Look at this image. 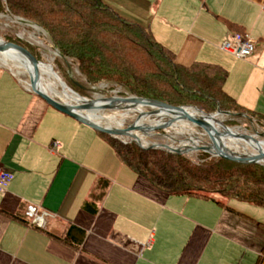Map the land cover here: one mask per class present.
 I'll return each mask as SVG.
<instances>
[{"label": "crops", "instance_id": "0c3cea01", "mask_svg": "<svg viewBox=\"0 0 264 264\" xmlns=\"http://www.w3.org/2000/svg\"><path fill=\"white\" fill-rule=\"evenodd\" d=\"M109 5L133 13L117 12L148 29L179 65L225 69V92L245 111L264 116V0ZM234 34L256 42L252 56L222 50ZM0 166L11 176L0 193V264H247L264 249L258 232L264 227L242 212V202L218 199L219 205L154 190L99 133L48 106L2 67ZM99 180L108 188L92 214L84 204ZM28 206L48 215L44 229L12 217H26ZM70 226L82 233L78 249L57 239ZM255 233L260 243L250 238Z\"/></svg>", "mask_w": 264, "mask_h": 264}, {"label": "trees", "instance_id": "16d2710c", "mask_svg": "<svg viewBox=\"0 0 264 264\" xmlns=\"http://www.w3.org/2000/svg\"><path fill=\"white\" fill-rule=\"evenodd\" d=\"M0 14L41 28L58 56L69 60L85 79L81 89L65 72L63 79L82 97L88 92L118 91L156 100L176 107L195 106L206 114L221 110L246 114L264 126V116L245 111L224 90L228 73L222 67L196 62L184 67L175 55L159 44L151 32L114 11L102 0H0ZM40 59L35 48L18 39H7ZM104 85L101 91L98 86ZM120 162L140 180L167 196L212 200H237L264 208V167L241 165L199 152L196 160L188 155L163 150H144L100 134ZM108 188L99 180L84 210L95 214ZM29 224L26 217L12 216ZM82 233L68 227L57 238L75 249ZM264 262V249L257 264Z\"/></svg>", "mask_w": 264, "mask_h": 264}, {"label": "water", "instance_id": "95a60500", "mask_svg": "<svg viewBox=\"0 0 264 264\" xmlns=\"http://www.w3.org/2000/svg\"><path fill=\"white\" fill-rule=\"evenodd\" d=\"M2 42L7 46V51H4L0 47V67L8 70L18 81V83L25 88L27 91L33 93L34 95L40 97L48 106L53 108L54 110L58 111L59 113L66 115L78 123L92 129L96 133L107 135L113 139H116L124 144H130L134 143L136 144L139 148L144 149V150H163L171 154H177V155H187L191 154L193 152H203L208 155H210L213 158H218V159H223L229 162L241 164V165H258L264 167V150L260 148L259 146L254 145L256 153L253 156L247 157V156H240V155H235V154H230L227 153L226 151H223L220 146L218 145L217 138L221 136V134H228L238 140L246 141V142H260L258 138L264 137V133H258L256 132L255 135H246L242 134L236 130H234L231 127H228L224 123V119L227 117L231 118H243L246 120H251L250 117L246 114H234L230 112H225L218 110L214 114H206L202 110L196 108V107H176L169 105L167 103H163L160 101L156 100H149V99H143L139 98L133 95H113L109 97H101L98 99H87L84 97H81L79 94L75 93L72 89H70L67 84L63 81L62 78H60V81L68 94V91L71 93L75 94L78 96L80 99L85 100L87 103H83L82 105H76L77 110H90L91 108L94 107V105L99 104L101 102L105 101H110V102H132L134 104H139L143 106L147 110V115L150 118L154 117H159V115L173 111L176 113H179L180 116L183 118H187L186 115L182 113L183 110L185 109H196L200 110L201 113L208 117L207 119H198L194 117H189L187 120H189L193 125L194 128L199 129L202 131L203 136H205L208 140V142L203 145L193 147L185 150V151H176L172 150V145L173 144H148L145 142H139L137 140H123L119 136L123 134H127L128 132L132 131H138V130H143L145 127H142L137 119H135L134 123L132 125H128L122 130H114L110 128H104L96 124L94 121H92L90 118L80 114L76 110H74L71 106H69L66 103H62L58 100L53 99L52 97H49L46 93H44V90L42 88V77H41V69L40 67L42 66V62L34 55L32 54L29 50L21 47L20 45L10 43L3 41ZM10 50V52H9ZM14 51V52H11ZM9 52V53H7ZM14 61L18 63L20 66L24 68H28L27 74L29 76L30 84L29 86H26L24 84V81L12 71L8 65L7 62ZM35 78V80H34ZM78 87L81 89H85L83 86L80 84L76 83ZM216 118H221V121L219 124L218 122H215L214 119ZM173 119H166L164 125L161 127H155L151 131V136L154 134L156 135H162L165 136L166 138L170 139L171 141L175 142V144H180L183 145L182 143H185L186 141L191 142L194 144L193 140L198 141L199 138L196 136H193L192 138L188 137L185 140H176L173 137H170L169 135L167 136L168 132L166 131L172 123ZM219 125L221 129L223 130V133H221L218 129ZM162 133V134H161ZM175 134V133H174ZM180 135V134H176ZM196 146V145H195Z\"/></svg>", "mask_w": 264, "mask_h": 264}, {"label": "bare ground", "instance_id": "6f19581e", "mask_svg": "<svg viewBox=\"0 0 264 264\" xmlns=\"http://www.w3.org/2000/svg\"><path fill=\"white\" fill-rule=\"evenodd\" d=\"M0 47L4 51H7L8 49L1 39H0ZM7 65L10 69H13V71L14 68H17L23 70L26 74H29L26 71L28 70V68H24L14 61L7 62ZM40 69H41L40 71L42 77V88L44 90V93H46L49 97H52L55 100L68 104L74 110L90 118L99 126L114 130H122L124 126L123 120L133 115L135 119H137L138 123L142 127H145V129L143 130H138V131L131 130L127 134L125 133L123 135H120L119 137L123 140H137L139 142H145L146 138L151 136V131L153 128L161 127L162 125H164L165 120L170 118L173 119L174 121L168 128H166L167 129L166 131L168 133L173 132L175 134H185L188 137L192 138L193 136H195L196 133L194 132V125L189 120H187V118L189 117H194L198 119L208 118L204 116L200 110H196V109L183 110L182 113L186 115L187 118H183L182 116L179 115V113L170 110L169 112H165L159 115V117L150 118L148 117L147 111L143 106L139 104H134L132 102L105 101L94 105V107L91 108L90 110H77L76 105H82L83 103H87V102L85 100L80 99L78 96L71 93L70 91H68V94L66 93L60 81V77L55 73L56 71L54 72V69L50 64L43 63ZM105 111L106 112L109 111L110 113L105 114ZM113 111L122 113L120 115L122 118L114 114ZM92 112L94 113L93 115ZM214 121L218 122L217 124H219L221 118L220 119L216 118L214 119ZM217 126L219 131L223 133L221 127L219 125ZM193 142L194 144L186 141L185 143H182L183 145L175 144L172 145L171 148L172 150H176V151H185L192 148L193 145H194L193 147H197L202 144L205 145L204 143L201 144L200 141L193 140ZM217 142L223 151L240 156L250 157L255 155L256 150L254 145L259 146L260 148H262V150H264V142L263 143L260 142L257 143L255 141L253 143L246 142V141L238 140L228 134H221V136L217 138Z\"/></svg>", "mask_w": 264, "mask_h": 264}, {"label": "rangeland", "instance_id": "374dc122", "mask_svg": "<svg viewBox=\"0 0 264 264\" xmlns=\"http://www.w3.org/2000/svg\"><path fill=\"white\" fill-rule=\"evenodd\" d=\"M102 1L103 2L106 1L105 3L109 5V3L118 4V2H120L121 0H105V1L102 0ZM117 12L121 15L123 13H125L127 15L133 14L130 11H123V13L120 11H117ZM8 38L9 39H11V38L18 39L22 42H25L26 44H29L31 47L35 48L39 57H40L39 60L42 62V64L43 63L44 64H50L53 67L54 72L56 71L55 73L60 78L63 79V76L66 72L73 82L78 83L83 87H86L85 79L80 75L77 68L73 67L69 60H64L63 58L58 56V53L52 47V44H51L48 36L38 26L31 24V23L24 22L23 20L8 16V15L0 14V39L3 41L9 42L7 40ZM11 70L13 71V69H11ZM14 73L16 75H18L23 81H25L24 84L25 85L27 84L26 86H29V84H30L29 76L23 70L14 68ZM63 81L66 83V81L64 79H63ZM67 86H68V84H67ZM68 87L70 89H72L70 86H68ZM98 89L103 91L106 89V87L104 85H100V86H98ZM72 90L75 93L79 94L74 89H72ZM118 91H121V90L118 89V90H115L112 92H107V94H105L104 96H101L99 93H94L92 91H89L88 92L89 97H84V98L98 99L101 97H109V96H113V95L118 94ZM119 95H121V94H119ZM190 107H195V106H190ZM198 109L202 110L201 108H198ZM109 113H110L109 111H107V112L105 111V114H109ZM113 113L116 114L118 117L122 118L120 116L122 113L115 112V111H113ZM93 114L94 113L92 112V115ZM134 121H135V117L133 115L125 118L123 120V124H124L123 128H125L128 125H132L134 123ZM224 123L228 127H231L234 130H236L242 134L253 136V135H255L256 132L264 133V126L257 124V122L255 120L249 121V120H246L243 118L227 117L224 119ZM194 132L196 133L195 136L199 138L198 141H200L201 143H204V144H206L208 142L207 138L205 136H203L202 131H200L197 128H194ZM166 135L167 136L169 135L170 137H173L174 139L180 140V141L188 138V136L185 134L176 135L173 132L168 133ZM258 140L260 141V143H263L264 137H260V138H258ZM145 142L149 143V144H173V145H175V142L171 141L170 139L166 138L165 136L156 135V134H154V136L152 135L150 137H147ZM198 154H199V152H193V153L187 154V155L190 156L191 158H193L194 160H196ZM220 200L224 201V202H228V200H224V199H220ZM235 201H237V200H235ZM237 203H238V201H237ZM235 205L236 204H234V206ZM242 205H244L243 207L246 208L245 211H242V212H244V214L250 216V218H253L254 220H256L257 226L260 225L261 227H264V208L254 206V205H251L249 203H244V202H242ZM258 232L264 236V230L259 229ZM237 238L240 239V236H238ZM250 238L254 239L256 241L260 240L259 239L260 237H258L256 235V233H255V238L252 236ZM241 240H242V242H245L244 238H241ZM249 242H250L249 244H252V240L249 239ZM259 243H260V241H259ZM224 245H225V243H223L221 245V247L223 248ZM233 256H235V255L233 254ZM249 258L250 259H249V262L247 264H257V261H258L257 255L254 257L252 255H250ZM234 264H236V263H234ZM262 264H264V262Z\"/></svg>", "mask_w": 264, "mask_h": 264}, {"label": "built area", "instance_id": "2783aa9c", "mask_svg": "<svg viewBox=\"0 0 264 264\" xmlns=\"http://www.w3.org/2000/svg\"><path fill=\"white\" fill-rule=\"evenodd\" d=\"M257 44L248 35L234 34L231 41L223 44L222 50L241 59H246L254 54ZM11 176L0 166V193H4L10 183ZM30 225L36 228H45L46 213H40L37 207L28 206L25 212Z\"/></svg>", "mask_w": 264, "mask_h": 264}]
</instances>
